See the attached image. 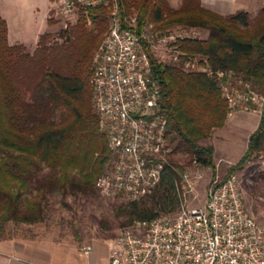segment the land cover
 Listing matches in <instances>:
<instances>
[{
  "label": "trees",
  "instance_id": "trees-1",
  "mask_svg": "<svg viewBox=\"0 0 264 264\" xmlns=\"http://www.w3.org/2000/svg\"><path fill=\"white\" fill-rule=\"evenodd\" d=\"M114 5L122 27L140 37L151 74L159 81L171 146L164 162L167 171L156 188L138 201H122L126 224L177 213L174 178L179 179L183 168L173 156L188 154L197 165L215 171L214 148L201 142L226 121L227 103L216 70H232L264 98V6L250 18L243 10L221 15L200 0H181L178 8L168 0H104L78 6L75 23L59 31L64 41L48 43L46 32L32 51L9 44L7 23L0 17V239H6L1 238L6 221L42 222L52 193H100L96 181L109 151L98 128L88 68L108 32ZM173 27L207 32L205 38L172 45L183 52L180 60L197 57L210 75L155 56L144 34ZM259 153H264V104L245 152L230 171Z\"/></svg>",
  "mask_w": 264,
  "mask_h": 264
},
{
  "label": "built area",
  "instance_id": "built-area-1",
  "mask_svg": "<svg viewBox=\"0 0 264 264\" xmlns=\"http://www.w3.org/2000/svg\"><path fill=\"white\" fill-rule=\"evenodd\" d=\"M103 1L52 0L50 14L70 20L78 6L93 7ZM155 35L170 53L169 63L182 62L187 69L199 66L195 70L211 74L208 66L198 64L197 57L180 60L183 52L172 45L198 38V29L179 28L175 33L159 31ZM145 39L151 45L150 39ZM92 68L93 106L109 151L96 185L104 197L138 201L161 181L171 146L160 108L159 81L151 74L140 37L122 27L115 5L108 32L93 55ZM213 74L227 103L226 117L261 111L264 98L250 83L232 70ZM199 178L197 172L188 171L174 178L177 213L136 221L123 230L110 241L107 264H264V225L246 212L236 174L222 177L215 172L208 182L205 203L190 207L187 196ZM83 250L87 253L90 246Z\"/></svg>",
  "mask_w": 264,
  "mask_h": 264
},
{
  "label": "rangeland",
  "instance_id": "rangeland-1",
  "mask_svg": "<svg viewBox=\"0 0 264 264\" xmlns=\"http://www.w3.org/2000/svg\"><path fill=\"white\" fill-rule=\"evenodd\" d=\"M168 1L173 8H178L181 3V0ZM256 14L257 11L251 12L249 16L252 18ZM49 16L48 33H50V37L48 43L54 41L60 43L64 41V38L59 36V31L65 29L67 25L75 23L77 12L70 20L61 19L53 14ZM177 29L179 28L173 27L167 31L175 33ZM198 31L200 38L206 37V31L199 29ZM156 32L159 31L156 30ZM156 32L153 29H149L143 38L150 39L151 50L159 60L169 63L170 53L165 49L163 43L158 41L159 35H155ZM27 47L29 51L35 48L34 45H27ZM195 69H200V67L195 66ZM92 73L91 60L88 68L90 84ZM243 112H257L260 114L256 110ZM243 112H238L235 115ZM235 115L232 118L236 117ZM229 118L226 117V121ZM246 130L247 127L245 125H239L232 129H214L209 139L201 142L203 145H212L214 148V172L209 167L197 165L185 153L175 155L173 159L181 164L183 168L181 173L188 171L197 172L200 175V178L194 185L192 193L187 196L190 207L201 206L205 203L208 182L213 173L218 172L222 177L235 173L240 183L243 205L246 212L260 224L264 225V153L253 154L244 162L241 168L230 171L231 167L240 161L245 152L242 150H244L247 142L248 130ZM42 172H46V170ZM123 204L120 200L104 197L101 193L94 190L87 195L81 193H66L65 196H62L61 193H52L48 196V203L45 207V215L42 222L27 225L6 221L3 223L5 233L1 238L21 240L51 238L58 241H73L80 245H88L91 241L108 240L110 244V241L117 237L123 230L133 227L132 223L129 225L125 223L126 218L121 212ZM175 214L171 213L167 216L172 217Z\"/></svg>",
  "mask_w": 264,
  "mask_h": 264
},
{
  "label": "crops",
  "instance_id": "crops-1",
  "mask_svg": "<svg viewBox=\"0 0 264 264\" xmlns=\"http://www.w3.org/2000/svg\"><path fill=\"white\" fill-rule=\"evenodd\" d=\"M203 7L221 15L243 10L256 12L264 0H200ZM52 0H0V17L7 23L11 45H37L39 36L48 32ZM28 48V47H27ZM257 113V112H256ZM239 113L230 117L223 128L247 127V140L259 122L260 114ZM246 130V131H247ZM247 142L243 152L245 151ZM90 246L86 253L83 248ZM108 240L80 245L73 241L44 239H0V264H107Z\"/></svg>",
  "mask_w": 264,
  "mask_h": 264
}]
</instances>
